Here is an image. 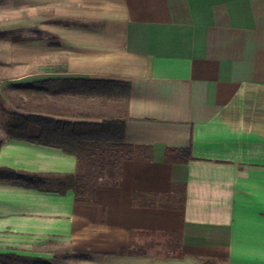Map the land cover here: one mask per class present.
I'll return each mask as SVG.
<instances>
[{"label": "crops", "instance_id": "1", "mask_svg": "<svg viewBox=\"0 0 264 264\" xmlns=\"http://www.w3.org/2000/svg\"><path fill=\"white\" fill-rule=\"evenodd\" d=\"M0 79V167L47 179L0 181V264H264V0H0ZM87 80L131 84L125 141L153 149L93 202L62 193L76 156L11 138L100 120Z\"/></svg>", "mask_w": 264, "mask_h": 264}, {"label": "trees", "instance_id": "2", "mask_svg": "<svg viewBox=\"0 0 264 264\" xmlns=\"http://www.w3.org/2000/svg\"><path fill=\"white\" fill-rule=\"evenodd\" d=\"M49 83V82H48ZM88 86L80 88V94L94 97L102 106L117 103L119 115L104 119L97 114L96 121H68L48 119L36 138L19 135L11 137L21 140H33L40 143L57 146L64 152L77 158V169L66 174L62 193L72 189L77 201H96L95 188L98 185H121L123 164L125 160H151L153 149L125 141V119L128 117L129 95L131 84L112 80H87ZM51 92V89H47ZM21 128L14 124L10 128ZM3 141H0V147ZM166 160L170 162H188L193 159L191 148H168ZM46 177L39 173H30L10 167H0V181L22 183L31 187H42ZM63 250V254H64ZM62 253H54L50 259L37 257L31 264H66ZM79 260L91 259L90 253L78 252ZM227 252L208 250L202 255L203 264H228Z\"/></svg>", "mask_w": 264, "mask_h": 264}, {"label": "rangeland", "instance_id": "3", "mask_svg": "<svg viewBox=\"0 0 264 264\" xmlns=\"http://www.w3.org/2000/svg\"><path fill=\"white\" fill-rule=\"evenodd\" d=\"M90 103L91 102L89 101L88 108H90ZM79 105H80L79 108L82 110L83 108L87 106L86 102L83 100H80ZM94 107H95L94 108L95 113L101 114V117H104V119H109L111 117H117L119 115L117 103L115 104L114 102H111L109 106L105 107V106H102L101 103H99L97 99H95Z\"/></svg>", "mask_w": 264, "mask_h": 264}, {"label": "built area", "instance_id": "4", "mask_svg": "<svg viewBox=\"0 0 264 264\" xmlns=\"http://www.w3.org/2000/svg\"><path fill=\"white\" fill-rule=\"evenodd\" d=\"M0 83H1V80H0Z\"/></svg>", "mask_w": 264, "mask_h": 264}]
</instances>
